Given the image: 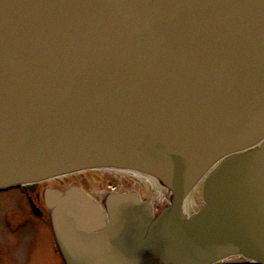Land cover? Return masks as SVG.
Wrapping results in <instances>:
<instances>
[{
	"label": "water",
	"instance_id": "obj_1",
	"mask_svg": "<svg viewBox=\"0 0 264 264\" xmlns=\"http://www.w3.org/2000/svg\"><path fill=\"white\" fill-rule=\"evenodd\" d=\"M91 167L158 208L49 189L67 264H264V0H0V189Z\"/></svg>",
	"mask_w": 264,
	"mask_h": 264
},
{
	"label": "rangeland",
	"instance_id": "obj_2",
	"mask_svg": "<svg viewBox=\"0 0 264 264\" xmlns=\"http://www.w3.org/2000/svg\"><path fill=\"white\" fill-rule=\"evenodd\" d=\"M68 176L70 182L83 185L84 181L85 187H89V191L97 196H101L108 189L106 186L108 179L119 182L121 189L133 190L131 188L132 179L125 174L114 172L105 174L102 170L98 173H86L84 171ZM82 177L85 178L83 181ZM194 202L197 207L202 203L198 197L194 199ZM7 208H13L15 218L18 219L27 210V202L23 195L16 190L0 194V264H64L46 228L29 226L20 232H10L2 221L3 212ZM31 218L34 217L31 216Z\"/></svg>",
	"mask_w": 264,
	"mask_h": 264
},
{
	"label": "flooded vegetation",
	"instance_id": "obj_3",
	"mask_svg": "<svg viewBox=\"0 0 264 264\" xmlns=\"http://www.w3.org/2000/svg\"><path fill=\"white\" fill-rule=\"evenodd\" d=\"M82 181H83V177H82ZM112 183L114 184V186H111L109 184L108 187L118 189V185H117L118 183L117 182L115 183V181H113ZM69 185H70V181L66 179L62 180L61 178H57L50 181H43L38 185H36L34 188L16 187L9 189L7 191L0 192L1 194V193H10L15 190L19 191L27 202V210H25V213H23V216L21 218L18 219L15 218L13 208H7L3 212L2 221L4 226L8 228L10 232H15V233L20 232L21 230L26 229L29 226L44 227L51 236L54 242V246L56 248V243L50 227L51 211L45 202L44 193L45 190L49 187H59L61 189H65ZM99 199H101V197H99ZM104 200H105L104 197H102L101 201ZM31 216H33L34 218H31Z\"/></svg>",
	"mask_w": 264,
	"mask_h": 264
},
{
	"label": "bare ground",
	"instance_id": "obj_4",
	"mask_svg": "<svg viewBox=\"0 0 264 264\" xmlns=\"http://www.w3.org/2000/svg\"><path fill=\"white\" fill-rule=\"evenodd\" d=\"M100 170H104L105 174L114 172L117 174H125L126 176L130 177L132 179L131 188L133 189V190H130V192H136L138 194L141 193L140 194L141 199L150 200V203L152 205V210H155L156 208H158L159 195H153L145 175L139 174V173H136V172L124 169V168L109 167V168L100 169ZM204 180H205V175H202L200 179L193 186L192 200H191V207H190L191 214L193 213L192 211L198 208L197 204L194 202V199L198 197L200 198V201L202 202ZM52 188L53 187H49L45 190V193H44L45 199L48 196L47 191H49V189H52Z\"/></svg>",
	"mask_w": 264,
	"mask_h": 264
}]
</instances>
